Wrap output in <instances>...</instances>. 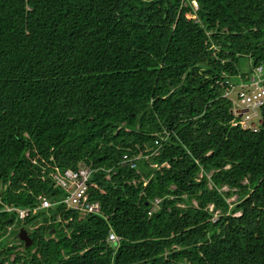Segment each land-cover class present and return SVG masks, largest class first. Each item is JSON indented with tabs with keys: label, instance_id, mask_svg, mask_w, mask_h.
Segmentation results:
<instances>
[{
	"label": "trees",
	"instance_id": "obj_1",
	"mask_svg": "<svg viewBox=\"0 0 264 264\" xmlns=\"http://www.w3.org/2000/svg\"><path fill=\"white\" fill-rule=\"evenodd\" d=\"M263 40L264 0H0V264H264V101L223 96Z\"/></svg>",
	"mask_w": 264,
	"mask_h": 264
},
{
	"label": "built area",
	"instance_id": "obj_2",
	"mask_svg": "<svg viewBox=\"0 0 264 264\" xmlns=\"http://www.w3.org/2000/svg\"><path fill=\"white\" fill-rule=\"evenodd\" d=\"M194 9L196 4L191 1ZM264 43V40H263ZM233 80L225 77L223 83L226 85L224 88L223 96L231 99L233 103L232 112L241 116L238 123L243 129H250L256 131V123L250 121L256 114L257 110L261 107L264 101V71L259 64L253 68L241 70L238 74L234 75ZM233 123V122H232ZM157 140H154V144ZM128 163L129 167L134 166L133 160L126 154L122 155L121 164ZM55 184L65 191V195L61 198L60 202L65 203L66 206L80 209L81 211L97 213L99 212V205L95 201H89L87 195L88 186H91L89 179L91 170L89 167L78 165L75 169H64L59 171L57 168L51 174ZM108 178V174L106 175ZM225 189V188H224ZM39 199L40 207H48L51 205L44 197L37 196ZM158 199L153 198L149 212L153 211L158 204ZM8 211H14L17 218L22 219L27 215V209H20L9 207ZM107 239L109 241L117 242L119 237L109 232Z\"/></svg>",
	"mask_w": 264,
	"mask_h": 264
},
{
	"label": "rangeland",
	"instance_id": "obj_3",
	"mask_svg": "<svg viewBox=\"0 0 264 264\" xmlns=\"http://www.w3.org/2000/svg\"><path fill=\"white\" fill-rule=\"evenodd\" d=\"M246 62H247V59L246 58L240 59V61H239V67L241 68V70H243V69L246 70L248 68V64ZM258 115L259 114L254 115V117H252L250 119V121H252V122L253 121H258V117H257ZM223 189L224 188L222 187V190ZM234 198H235V195L229 197L227 200L228 201H232ZM18 230H19V226H16L14 229H12L10 231V234L8 236H4L1 240L2 241H7V242L10 241V242L16 243V241L18 240L16 238V235H17Z\"/></svg>",
	"mask_w": 264,
	"mask_h": 264
},
{
	"label": "water",
	"instance_id": "obj_4",
	"mask_svg": "<svg viewBox=\"0 0 264 264\" xmlns=\"http://www.w3.org/2000/svg\"><path fill=\"white\" fill-rule=\"evenodd\" d=\"M17 238L23 242L24 245H29L30 244V238L29 236L26 234L25 230H23L22 228H20L17 232Z\"/></svg>",
	"mask_w": 264,
	"mask_h": 264
}]
</instances>
